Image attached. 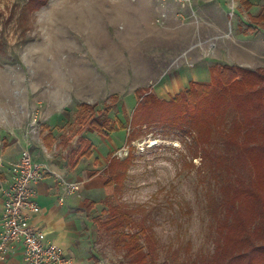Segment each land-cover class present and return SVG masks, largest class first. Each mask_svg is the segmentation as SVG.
Wrapping results in <instances>:
<instances>
[{
    "label": "rangeland",
    "instance_id": "rangeland-1",
    "mask_svg": "<svg viewBox=\"0 0 264 264\" xmlns=\"http://www.w3.org/2000/svg\"><path fill=\"white\" fill-rule=\"evenodd\" d=\"M27 1L0 0V119L7 115L1 109L5 107L6 113L16 116L17 123L26 124L24 134L28 144L41 149L43 162L52 168L54 172L51 174L60 186H63L60 177L78 181L69 176L77 170L70 167L68 160L71 150L80 143V105L86 100L95 109H101L107 103L109 93L119 91L120 94L110 117L115 122L121 121L123 128L106 136L86 125L82 133L94 142L93 155L83 159L78 171L82 178L77 195H81L83 202L76 212L82 223L89 264L130 263L127 248L123 247L118 235L113 237L108 228L103 229V224H99L100 220L109 217L113 206L128 213L133 221L132 229L125 227V231L134 232L141 227L146 229L141 243L145 250L152 247L157 253L150 264H220L217 257L224 247L225 237L229 229L239 228L240 224L232 216L228 225H224L227 212L225 187L245 180V187L250 189L258 180L257 174L264 173V160L252 156L255 153L248 148H243L241 155L235 151L227 152L222 144L212 140L207 144L209 149L205 153L201 150V143L208 132L198 134L197 128L184 133L173 126L143 125L136 127L133 133L131 147L134 157L126 178L117 188L114 187L113 193L108 194L103 185L108 176L105 172L109 163L107 156L112 152L119 160L129 157V152L125 155L123 149L129 150V118L138 101L137 88H150L160 98L168 100L187 88L193 79L209 80V67L214 63L241 64L252 69L264 66V29L259 27L256 31L245 33L250 22L249 10L242 0H224L221 32L202 27V24L210 22L202 16L200 32L196 24L182 25L187 29L186 41L182 48L171 54L163 46V24L154 20L148 24L139 19L133 24L140 29L139 33L130 35L134 53L128 48L124 51L125 63L134 62V69L126 74L123 82L116 84V90L111 88L110 83L104 85L108 89L102 92H86L83 83L77 84L80 89L70 90L72 100H68L64 108L69 120L66 127L59 128L54 148L47 150L41 137L44 105L39 104L37 95L42 87L50 88V81L59 68L60 92L67 96V65L70 62H104L108 60V51L104 49L97 52L98 57H92L90 44L86 43L84 36L81 51H75L74 38L68 33L71 25L88 27L93 20L100 21L99 18L83 12H69L66 0H48L37 10L28 8ZM253 1L255 6L252 10L255 12L264 7V0ZM114 26L120 30L126 28L121 20H116ZM148 28L155 31L149 33ZM152 34L153 37H150ZM135 38L139 40L140 50H135ZM148 38L156 40L153 43L147 41ZM131 54L134 56L131 57ZM41 80L47 82L40 86ZM260 117L263 120L259 123H247V128H254L255 134L264 129V117ZM33 129L37 132L28 133ZM214 135L217 136L216 133ZM121 150L122 156H119ZM53 164L60 165V170ZM256 183L259 185V181ZM234 194H237L238 206L241 193ZM260 196L262 200L247 198V202L239 206L237 217L244 220L243 216L251 215L255 201L259 202L257 207L262 208L264 190L260 191ZM84 198L87 207L89 201L94 202L91 209L85 207ZM248 204H251L249 208Z\"/></svg>",
    "mask_w": 264,
    "mask_h": 264
},
{
    "label": "trees",
    "instance_id": "trees-1",
    "mask_svg": "<svg viewBox=\"0 0 264 264\" xmlns=\"http://www.w3.org/2000/svg\"><path fill=\"white\" fill-rule=\"evenodd\" d=\"M47 2L48 0H28L26 5L37 10ZM251 19L255 24L249 25V29L254 30L257 26L264 28V11L258 16H252ZM209 71L211 76L209 81L191 80L187 88L168 100L160 98L150 88L136 89L138 101L129 118L131 130L128 138V141L131 140L128 144L129 157L119 160L112 152L108 153L109 163L105 168L108 174L105 190L108 194L113 193L114 187L117 188L126 178L134 157L131 147L133 133L136 127L141 128L143 125L155 123L173 126L180 128L184 133L193 132L197 128L198 134L204 135L208 132L206 137L203 136L201 143V150L205 153L209 149L207 144L212 140L217 141L219 145L222 144V148L227 152L235 151L237 155H241L243 148H248L254 151L255 154L252 156L264 160V129L255 134L254 128H247V123L254 125L263 120L260 116L264 117V67L252 69L230 64H212ZM119 100L118 94H112L101 109H95L87 102L82 103L80 105L82 125L78 132L82 134L86 125L102 135H109L116 129H121L123 123L119 120L115 122L110 117V112L117 106ZM93 148L94 142L82 135L79 145L72 150L70 159L72 166H76L84 157H91ZM257 177L259 185L255 181L250 189L245 187V180H238L236 184H228L225 187L227 212L224 225H228V219L232 216L233 220L240 221V224L239 228L229 229L224 247L217 257L220 264H261L264 261V198L262 208L257 207L259 202L255 201L254 212L251 215L248 217L242 215L244 220L237 217L238 212L240 213L239 206L247 202V198L261 199L264 173L257 174ZM237 192L241 193L238 206L235 199L237 194H234ZM93 204L94 202L89 201L87 208L91 209ZM250 206L251 204H248L247 208ZM111 210L107 219H99V224H103V229L108 228L113 237L115 234L118 235L123 247L127 248L129 264H150L157 253L152 247L145 250L141 243V237L146 234V229L141 227L134 232L125 231V227L132 229V219L117 206L111 207Z\"/></svg>",
    "mask_w": 264,
    "mask_h": 264
},
{
    "label": "crops",
    "instance_id": "crops-1",
    "mask_svg": "<svg viewBox=\"0 0 264 264\" xmlns=\"http://www.w3.org/2000/svg\"><path fill=\"white\" fill-rule=\"evenodd\" d=\"M66 1L69 3V12L79 14L83 12L85 15L91 14L93 18H99L100 20H93L92 25L88 27L69 26L68 33L74 38L75 47L73 50L81 51V40L84 36L86 43L89 42L90 44L89 49L91 50L92 57H98L97 52L106 49L108 51L107 58L109 61L105 60L102 62V60H98L97 64L92 61L84 63L70 62L67 65L69 73L67 96L64 94L61 95L60 92L59 68L56 70L57 74L55 75V78L53 77L50 81V88L42 87L41 93L37 95V101L39 104L44 105L42 110L44 120L41 137L43 145L47 150H52L54 148L56 141L58 140L57 132L59 131V128L66 127L69 120L68 112L64 110V108L66 107L68 100H72L70 90L76 87L79 88V86H77L79 83L85 84L84 90L86 92H89V90H100V92L104 90L106 91L108 88L104 85L108 83L111 84V88L113 90H116V84L121 81L123 82L126 74H129V71L134 67V62L129 64L128 62L125 63L124 60V51L126 48L131 49L132 52L134 51V43L133 39L130 38V35H133L134 33L138 34L140 30L139 28L133 26L134 22H137L139 19H144L146 23L152 24L151 22H153V20L156 21V18L160 16L161 13L165 12L167 17L163 23V27L165 28V31H162L165 37L163 46L164 49H169L171 54H173L182 48L186 41L187 29L182 25L187 23L196 24L198 28L197 30L200 32V20H202V16H204L207 17L210 22L202 24V27L204 26L206 29L211 28L215 32H221L220 21L224 14L223 9H225L224 0H194V10L197 14V20L195 21L191 18L184 20L179 15V6L175 0ZM242 2L249 10L248 17L250 19V22L244 32L248 33L256 31V29L260 26H257L254 30L249 29V25L255 24L251 17L258 16L263 13L264 7L258 12H255L252 10L255 6L253 0H242ZM186 14L189 15V10H186ZM116 20H121V22L126 25V28L124 30H120L118 27H115L114 25ZM148 29L149 33L151 31H155L152 28ZM188 30L191 31L190 29ZM150 37H153V34ZM155 40L156 38L147 39V41H151L153 43ZM134 42H136L135 50H140L139 40H136L135 38ZM157 43H160V41ZM132 56H134V54H131V57ZM234 66L247 67L241 64H236ZM258 67L264 66L258 65L256 68ZM207 76L210 80V71H208ZM209 80L205 79L200 81ZM44 82H47V80H41L40 86H42ZM118 92L119 91H113L109 93L107 95L108 101L112 94H118L120 97ZM84 102L90 103V101L86 100L82 103ZM1 109L4 111L3 114L7 115L2 116V119H0V161L2 162V166H0V233L2 231V217L4 209V198L1 190L2 187L8 186L12 181V164L19 160L27 148H29L32 152L35 161H43L44 159V157H42L41 149L37 148V145L28 144L24 134L26 124L17 123L15 121L16 116H12L10 112L6 113L5 107H1ZM123 109L126 110V106ZM117 130L120 129H116L115 131ZM80 135L82 136V134ZM72 150L68 163L70 167L77 170V172L70 173L69 176L73 179H78L80 182L82 178L78 174L80 164L84 158L89 157L82 158L79 163L73 167L70 162ZM53 166L60 170V165L57 166L56 164H53ZM105 182L103 183L104 186ZM37 190L38 201L43 209V212L41 211L42 213L40 212L33 215L28 221V224L41 227L45 231V239L48 242H54L63 246L68 254L74 258L75 264H89L85 241L83 239L84 235H82V223L78 220V215L76 213L77 208L82 206L81 203L83 201L81 200V195L76 194L73 197L68 198V200L65 201V204H63L64 202H60L59 198L64 193V189L51 173L47 174L46 177L37 184ZM61 191L62 193H60ZM84 205L87 208L86 198H84ZM23 248L24 247L21 242L15 244L7 255L0 258V264H27L24 259Z\"/></svg>",
    "mask_w": 264,
    "mask_h": 264
},
{
    "label": "built area",
    "instance_id": "built-area-1",
    "mask_svg": "<svg viewBox=\"0 0 264 264\" xmlns=\"http://www.w3.org/2000/svg\"><path fill=\"white\" fill-rule=\"evenodd\" d=\"M179 6V15L184 19L197 20L194 10V0H175ZM189 10V15L186 14ZM167 14L161 13L156 22L163 24ZM37 121V117H34ZM37 132L36 129L28 133ZM128 154V149H123ZM119 156H122V151ZM0 166L2 162L0 161ZM13 175L8 186L2 187L4 209L2 217V231L0 233V258L7 255L17 243L23 244L24 259L27 264H75V260L66 249L54 242L45 239V232L41 227L28 224L35 214L41 212L38 201L37 184L47 174L53 172L48 164L43 161H35L33 154L26 149L22 156L11 166ZM64 193L60 196V202H65L67 197H72L81 189V182L66 180L60 177Z\"/></svg>",
    "mask_w": 264,
    "mask_h": 264
}]
</instances>
